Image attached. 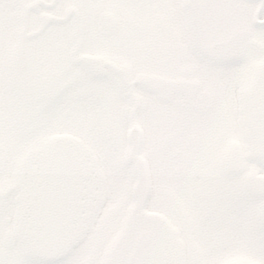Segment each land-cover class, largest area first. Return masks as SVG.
<instances>
[{
    "label": "snow or ice",
    "instance_id": "1",
    "mask_svg": "<svg viewBox=\"0 0 264 264\" xmlns=\"http://www.w3.org/2000/svg\"><path fill=\"white\" fill-rule=\"evenodd\" d=\"M0 264H264V0H0Z\"/></svg>",
    "mask_w": 264,
    "mask_h": 264
}]
</instances>
